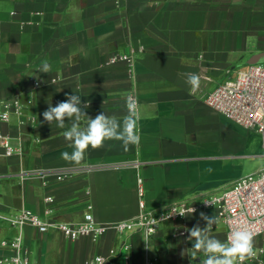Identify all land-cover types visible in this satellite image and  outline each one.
I'll list each match as a JSON object with an SVG mask.
<instances>
[{
    "label": "crops",
    "instance_id": "crops-1",
    "mask_svg": "<svg viewBox=\"0 0 264 264\" xmlns=\"http://www.w3.org/2000/svg\"><path fill=\"white\" fill-rule=\"evenodd\" d=\"M115 53L132 54V65H110ZM44 60L48 74L37 72ZM251 64H264V0H0V103L20 95L26 104L22 116L0 122L17 148L0 154V212L27 208L75 223L92 206L100 223L130 220L139 213V178L147 209L157 211L222 194L264 170L261 135L206 103ZM189 73L200 77L196 90L186 82ZM75 91L81 106L90 102L89 117L104 112L120 120L126 97L135 95L139 145L125 151L107 141L89 148L79 165L62 159L72 151L61 135L66 129L42 114ZM217 220L210 235L224 241L225 225ZM197 224L206 227L200 214L187 219L188 229ZM171 229L165 224L148 245L141 233L70 240L58 229L43 233L28 225L23 235L36 264H83L111 249L117 255L109 264H146L148 257L190 264L186 249L193 242L173 238ZM17 233L0 219V259L13 254L2 243Z\"/></svg>",
    "mask_w": 264,
    "mask_h": 264
},
{
    "label": "built area",
    "instance_id": "built-area-1",
    "mask_svg": "<svg viewBox=\"0 0 264 264\" xmlns=\"http://www.w3.org/2000/svg\"><path fill=\"white\" fill-rule=\"evenodd\" d=\"M119 62L132 65L133 55L115 53L108 61L110 65ZM34 84L36 88L40 86L38 80L34 81ZM206 103L243 127L255 129L261 135L264 146V66L262 64H251L241 69L234 79L226 81L211 92L206 98ZM25 107L26 104L22 102L20 95L2 101L0 122H8L13 116H22ZM31 122H35L32 117ZM16 152L17 148L12 144L11 137L0 128V154L12 156ZM138 197L139 213L136 217L109 223L98 222L91 212L92 206H89L90 211L84 219L75 223L46 220L27 208L16 214L0 212V219L8 222L18 231L13 239L2 243L3 246L11 248L13 254L0 259V264H36L31 262L29 250L24 245L23 229L28 225L43 233L52 228L58 229L70 240L89 237L97 241L111 231L120 235L141 233L148 245L150 240L168 223L172 224L173 238L187 239V219L201 212L211 217L212 211L215 212L217 219L224 223L226 238L230 231L241 227L255 233L256 255L252 259L245 260L244 264H264V241L255 243L256 240L264 238V170L236 180L232 187L222 194L206 197L193 203H174L157 211L147 209L143 179L139 178ZM47 201L52 202L53 199L49 197ZM204 202H214V205ZM190 207L195 208L196 211L185 216L178 213ZM51 212V210L47 211V213ZM125 249H129V245L126 244ZM116 255V250L111 249L108 255H96L83 264H109V260ZM146 264H156V261L148 257Z\"/></svg>",
    "mask_w": 264,
    "mask_h": 264
},
{
    "label": "clouds",
    "instance_id": "clouds-1",
    "mask_svg": "<svg viewBox=\"0 0 264 264\" xmlns=\"http://www.w3.org/2000/svg\"><path fill=\"white\" fill-rule=\"evenodd\" d=\"M50 70L49 63L44 60L37 72L48 74ZM186 82L192 90H196L200 86V77L196 73H189ZM75 93L67 95L66 100L58 102L56 106H52L49 102L48 108L42 114L43 120L49 125L55 122L58 128L66 129L61 135L69 143L72 151L62 152V159L79 165L84 161L89 148L98 150L103 148L107 141H119L125 151H128L130 146L139 145L140 112L136 97L131 95L126 97V115L120 120L104 112L94 118L89 117L84 109L90 106V102L81 106V95L77 91ZM82 121H84L83 125ZM204 203L214 205V202ZM195 211V208L190 207L178 213L185 216ZM200 217L206 221V227L201 228L197 224L187 229V239L193 242L192 247L186 249L190 264H193L198 257L199 264H237V262L244 264L245 260L255 257L254 232L244 227L237 228L229 232L226 240L221 241L210 235L213 225L218 222L217 217H209L203 212L200 213ZM182 255H185V251Z\"/></svg>",
    "mask_w": 264,
    "mask_h": 264
},
{
    "label": "rangeland",
    "instance_id": "rangeland-1",
    "mask_svg": "<svg viewBox=\"0 0 264 264\" xmlns=\"http://www.w3.org/2000/svg\"><path fill=\"white\" fill-rule=\"evenodd\" d=\"M263 66H264V64H263ZM263 241H264V238H262L261 240L260 239L256 240L255 243H261Z\"/></svg>",
    "mask_w": 264,
    "mask_h": 264
}]
</instances>
